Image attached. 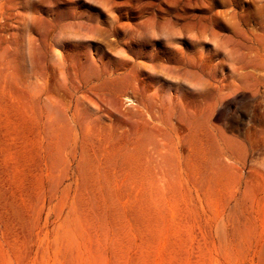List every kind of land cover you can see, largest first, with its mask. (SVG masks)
I'll use <instances>...</instances> for the list:
<instances>
[{
	"label": "rangeland",
	"instance_id": "1",
	"mask_svg": "<svg viewBox=\"0 0 264 264\" xmlns=\"http://www.w3.org/2000/svg\"><path fill=\"white\" fill-rule=\"evenodd\" d=\"M0 264H264V0H0Z\"/></svg>",
	"mask_w": 264,
	"mask_h": 264
}]
</instances>
